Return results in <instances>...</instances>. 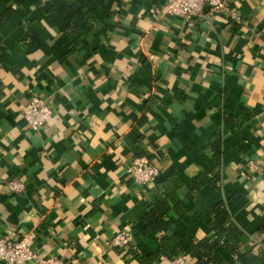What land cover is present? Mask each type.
<instances>
[{
  "label": "crops",
  "instance_id": "1",
  "mask_svg": "<svg viewBox=\"0 0 264 264\" xmlns=\"http://www.w3.org/2000/svg\"><path fill=\"white\" fill-rule=\"evenodd\" d=\"M163 1L87 0L94 19L72 29L45 16L42 0H0V235L31 230L36 254L63 264H170L143 258L160 235L184 245L186 231L210 234L193 182L208 203L225 201L244 241L264 220V171L246 168H264V0H222L240 22L220 8L191 25L152 18ZM24 23L37 31L29 50ZM32 96L53 105L36 131L21 115ZM214 134L219 169L202 174ZM136 156L158 169L155 180L127 175ZM168 173L182 181L166 199L169 225L144 233ZM12 178L22 192L8 189ZM120 230L131 236L126 249L109 244Z\"/></svg>",
  "mask_w": 264,
  "mask_h": 264
},
{
  "label": "trees",
  "instance_id": "2",
  "mask_svg": "<svg viewBox=\"0 0 264 264\" xmlns=\"http://www.w3.org/2000/svg\"><path fill=\"white\" fill-rule=\"evenodd\" d=\"M20 4L22 0H13ZM87 0H44L39 6L45 16H63L67 20V26L75 29L80 22H90L94 14L85 9ZM25 38L21 45L29 50L36 45L37 31L29 23L22 24ZM206 149L211 152V163L202 174L214 169L218 172L220 158V139L217 134L210 136ZM217 173L212 183H217ZM162 191L154 192L151 206L143 214V232L157 233L165 230L169 225L164 216L171 209L167 203V197L176 190L182 181L175 173H168L160 179ZM195 182L188 185V193L202 205L209 215L210 234L200 239H195L187 231L188 238L184 245L171 241L167 236L160 235L158 249L155 253L144 256V259L152 258L155 254H161L167 258L184 253L190 264H264V220L250 232V238L244 241L241 238L243 230L235 225L227 211L225 201L219 200L213 204L208 203L197 191L194 190ZM234 198H229L233 201ZM176 209V206H173Z\"/></svg>",
  "mask_w": 264,
  "mask_h": 264
},
{
  "label": "built area",
  "instance_id": "3",
  "mask_svg": "<svg viewBox=\"0 0 264 264\" xmlns=\"http://www.w3.org/2000/svg\"><path fill=\"white\" fill-rule=\"evenodd\" d=\"M44 1V0H42ZM224 8L229 19L233 22H240V17L230 11L222 0H164L157 8L150 12L152 18L174 16L182 19L187 25H191L197 17H202L205 13H211L217 9ZM204 11H206L204 13ZM152 55H148L151 58ZM53 113V105L36 96H32L21 108V115L28 128L33 131L40 129L41 125L48 120ZM249 171L263 170L251 161L246 162ZM126 173L134 183L144 184L155 180L158 169L149 161L141 157H133L126 166ZM8 189L15 193H20L24 189V184L15 178L6 182ZM34 237L33 231L29 230L20 236L10 237L7 234L0 235V261L4 264H25L29 261L35 264H63L56 257H41L30 247V242ZM131 236L128 232L120 230L110 238L109 244L113 247L126 249L130 244ZM170 264H190L184 253H179L170 258Z\"/></svg>",
  "mask_w": 264,
  "mask_h": 264
}]
</instances>
